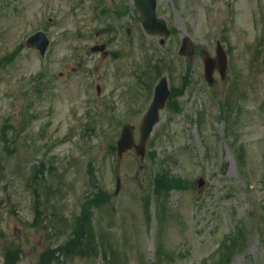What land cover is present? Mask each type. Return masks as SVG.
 Returning <instances> with one entry per match:
<instances>
[{"label": "rangeland", "instance_id": "1", "mask_svg": "<svg viewBox=\"0 0 264 264\" xmlns=\"http://www.w3.org/2000/svg\"><path fill=\"white\" fill-rule=\"evenodd\" d=\"M91 1L0 0V264L4 242L17 264L49 247L56 264H263L264 0H158L168 37L135 7L134 41L97 37ZM40 30L44 56L24 46ZM217 41L227 76L209 82L203 51L215 57ZM103 43L108 57L91 50ZM164 77L172 97L145 158H118L121 127L138 142ZM85 225L89 255L69 241Z\"/></svg>", "mask_w": 264, "mask_h": 264}, {"label": "water", "instance_id": "2", "mask_svg": "<svg viewBox=\"0 0 264 264\" xmlns=\"http://www.w3.org/2000/svg\"><path fill=\"white\" fill-rule=\"evenodd\" d=\"M136 6L140 12L141 23L144 28L150 33H160L169 35L167 30L166 22L162 18L157 17V0H135ZM25 45L29 48H37L42 55L45 54L46 49L49 45V39L44 31H38L31 35L25 42ZM96 50V48H95ZM180 53L184 55H192L194 53V46L190 41L189 37H185L182 41ZM218 65L222 77H225L227 70V57L221 46L217 49V59L213 60L206 57L205 67L206 74L211 79L214 66ZM169 96L168 82L164 77L160 80L155 88L154 99L143 117L140 126V142L139 144L134 143V127L126 125L122 128L121 136L117 141L118 155L122 156L123 152L135 146L137 154L144 156L147 141L154 129V126L159 121L160 110L164 108L166 100ZM203 184V179L198 180V185ZM119 186V180H118Z\"/></svg>", "mask_w": 264, "mask_h": 264}, {"label": "flooded vegetation", "instance_id": "3", "mask_svg": "<svg viewBox=\"0 0 264 264\" xmlns=\"http://www.w3.org/2000/svg\"><path fill=\"white\" fill-rule=\"evenodd\" d=\"M91 2L88 10L95 9L97 14H94L93 19L88 20L96 22L99 28L97 37H104L103 41H134L135 0H92Z\"/></svg>", "mask_w": 264, "mask_h": 264}, {"label": "trees", "instance_id": "4", "mask_svg": "<svg viewBox=\"0 0 264 264\" xmlns=\"http://www.w3.org/2000/svg\"><path fill=\"white\" fill-rule=\"evenodd\" d=\"M4 169H5V165L4 163H2L0 161V177L3 176L4 174ZM159 180V176L157 178H155V182ZM169 187H164V184L162 185H157V188L159 191H168L171 190L172 188ZM2 208V202L0 201V210ZM35 224H38L37 219H35ZM85 236L84 237H80L78 236L77 233H75V231H72L71 236H70V240H74V243L77 245L75 249H73L74 253H78L80 254L82 249L85 250L86 254H91L92 250H96L97 246L95 244V236L92 233V230L90 228L89 225H85ZM5 230L4 227L2 226L1 223V213H0V236H2L3 238V234H4ZM79 240L82 243L81 245L79 244ZM68 241V242H69ZM66 246V245H65ZM50 249L45 250L42 254V257L40 258V263L39 264H56L57 261V254L55 249H52L51 247H49ZM3 255H4V263L3 264H17V262L15 261V256H17L19 254V252H21L20 247H16V248H7L5 242L3 243ZM69 250H71V248H69ZM14 259V260H13Z\"/></svg>", "mask_w": 264, "mask_h": 264}]
</instances>
